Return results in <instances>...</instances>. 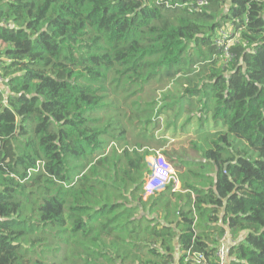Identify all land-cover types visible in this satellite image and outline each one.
Here are the masks:
<instances>
[{
	"label": "trees",
	"instance_id": "trees-1",
	"mask_svg": "<svg viewBox=\"0 0 264 264\" xmlns=\"http://www.w3.org/2000/svg\"><path fill=\"white\" fill-rule=\"evenodd\" d=\"M198 1L0 0V264H264V0Z\"/></svg>",
	"mask_w": 264,
	"mask_h": 264
},
{
	"label": "built area",
	"instance_id": "built-area-1",
	"mask_svg": "<svg viewBox=\"0 0 264 264\" xmlns=\"http://www.w3.org/2000/svg\"><path fill=\"white\" fill-rule=\"evenodd\" d=\"M206 4V0H199L198 5L203 6ZM220 38L217 41V45L224 47V52L227 53L229 45L224 46L223 38L224 33H220ZM1 83V81H0ZM150 169V174L145 180L144 192L145 199L147 197L154 196L155 193L162 191L170 183L174 184V191H180V183L177 180L176 170L169 164H167L162 157L147 156L145 159ZM147 193V194H146ZM226 238L220 241L221 247L217 249L216 260L217 264H227L228 262V248L225 247ZM199 264H208L204 259L199 257Z\"/></svg>",
	"mask_w": 264,
	"mask_h": 264
},
{
	"label": "rangeland",
	"instance_id": "rangeland-1",
	"mask_svg": "<svg viewBox=\"0 0 264 264\" xmlns=\"http://www.w3.org/2000/svg\"><path fill=\"white\" fill-rule=\"evenodd\" d=\"M163 119H165V117H162V120ZM181 147H183V146H181ZM172 149H174V150H177V146H174V147H172ZM155 156H157V157H162L163 159H164V157L160 154V152L159 151H157V153H156V155ZM147 158V157H146ZM145 158V159H146ZM165 161V160H164ZM166 162V161H165ZM145 163H147L146 161H145ZM167 163V162H166ZM168 164V163H167ZM173 167V166H172ZM174 168V167H173ZM144 194H145V192H144ZM147 194V193H146ZM150 197V196H149ZM149 197H147V199L149 198Z\"/></svg>",
	"mask_w": 264,
	"mask_h": 264
},
{
	"label": "crops",
	"instance_id": "crops-1",
	"mask_svg": "<svg viewBox=\"0 0 264 264\" xmlns=\"http://www.w3.org/2000/svg\"><path fill=\"white\" fill-rule=\"evenodd\" d=\"M225 241H226V243H227V242H228V239L226 238V240H225Z\"/></svg>",
	"mask_w": 264,
	"mask_h": 264
}]
</instances>
